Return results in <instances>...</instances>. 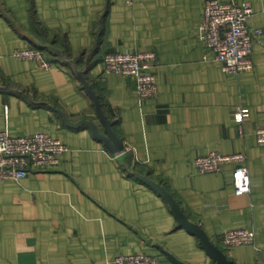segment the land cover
<instances>
[{"label": "crops", "instance_id": "obj_1", "mask_svg": "<svg viewBox=\"0 0 264 264\" xmlns=\"http://www.w3.org/2000/svg\"><path fill=\"white\" fill-rule=\"evenodd\" d=\"M236 1L251 3L249 24L264 30V0ZM204 2L0 0V129L46 132L68 147L56 167L0 182V264H106L141 251L161 264H215L141 176L165 186L232 264H264V144L254 132L264 127V36L253 46L255 69L226 74L199 40ZM32 45L67 47L93 63L87 78L118 121L123 154L63 119L57 109L104 130L76 71L15 56ZM121 50L157 52L156 97L139 101L135 78L104 72V57ZM238 106L249 115L244 135ZM213 151L246 154L250 193L236 195L230 164L195 171L194 160ZM239 228L254 231L255 244L225 248L224 232Z\"/></svg>", "mask_w": 264, "mask_h": 264}, {"label": "built area", "instance_id": "obj_2", "mask_svg": "<svg viewBox=\"0 0 264 264\" xmlns=\"http://www.w3.org/2000/svg\"><path fill=\"white\" fill-rule=\"evenodd\" d=\"M202 20L197 27L199 40L211 49L221 62L226 74L252 72L254 44L264 36V30L249 24L254 16L251 3H238L236 0H205ZM21 60H36L39 67L49 70L54 62L46 54L34 47L26 46L15 51ZM157 52L121 50L107 54L103 61L105 73L133 77L137 84L139 101L151 99L159 94L156 77ZM244 135L243 125L249 115L244 106L234 111ZM257 141L264 144V127L255 131ZM68 147L59 139L46 132L30 135L12 136L9 130L0 129V182H15L28 178L35 172L50 170L60 163V156ZM247 156L243 152L225 154L213 151L194 160L195 171L200 174L221 172L224 165L234 166L233 183L236 195L251 192L250 171ZM256 233L247 228L231 229L220 238L225 248L255 244ZM106 264H161L158 256L148 252L122 254Z\"/></svg>", "mask_w": 264, "mask_h": 264}, {"label": "water", "instance_id": "obj_3", "mask_svg": "<svg viewBox=\"0 0 264 264\" xmlns=\"http://www.w3.org/2000/svg\"><path fill=\"white\" fill-rule=\"evenodd\" d=\"M78 77L82 85H84L85 89L91 96L92 101L94 102L96 115L102 123L104 130H100L99 126L94 121L86 118L77 123H71L70 120L66 118V115L62 110L56 108L57 111L61 114L63 119L73 127H82L84 125L90 127L92 129L93 135L101 142L103 141L107 149L114 155L119 156L123 154L125 150V144L124 139L120 135H118L115 130V124L117 121H113L108 118L107 114L104 111L103 103L100 101V97L96 93L93 85H91L88 81L84 70L78 72ZM140 178L147 185H150L151 187L157 189L159 193L165 198V200L170 203L176 218H178L179 220L180 227L186 228L187 231L189 230L191 233L199 236L203 248L205 249V251H208L209 255L215 261V264H232L228 259L225 251L216 246L211 241L208 234H206V232H204L197 223L191 221L190 218L186 216L184 211L181 209L178 201L175 200L173 195L169 193L165 186L148 177L141 176Z\"/></svg>", "mask_w": 264, "mask_h": 264}, {"label": "trees", "instance_id": "obj_4", "mask_svg": "<svg viewBox=\"0 0 264 264\" xmlns=\"http://www.w3.org/2000/svg\"><path fill=\"white\" fill-rule=\"evenodd\" d=\"M32 46L42 50L46 54V57L48 60L60 63L64 66H68L69 68L73 69L77 73L79 71L84 70L86 77H87L88 72L92 69L91 67H92L93 63L90 64V62L87 61V62H85V65H84L83 64V55L76 56V55H74L73 52L69 51V49L67 47L63 48L61 50H58V51L57 50H47L48 52H50L49 53L50 56H49L48 52H46V50L44 48H41V47L36 46V45H32ZM80 66H83V68H80ZM88 81H89V79H88ZM90 84L93 85L96 93L99 95L100 101L103 103V108H104V111L107 114L108 118H110L113 121H117L114 119L115 118L114 116H112V118H111V116H110L111 113H109V111L107 110L106 103L104 102V99L102 98V96H100V94L96 90V86L94 84H92L91 82H90ZM117 124H118V121L116 122L115 127Z\"/></svg>", "mask_w": 264, "mask_h": 264}]
</instances>
